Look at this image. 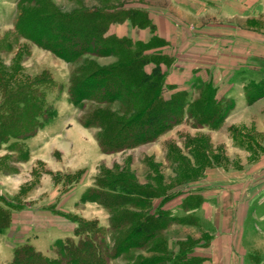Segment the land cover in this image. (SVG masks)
<instances>
[{"label":"rangeland","instance_id":"374dc122","mask_svg":"<svg viewBox=\"0 0 264 264\" xmlns=\"http://www.w3.org/2000/svg\"><path fill=\"white\" fill-rule=\"evenodd\" d=\"M51 2L64 13L95 4L94 0ZM259 5L264 34V0ZM16 17L17 0H0V71L16 80L41 79L46 84L41 87L45 105L51 107L54 116L41 120L42 127L35 135L18 140L10 137L0 145V208L10 216L8 227L0 231V264H12L14 250L25 244L46 257H54L55 242L67 238L77 241L73 234L77 221H97L99 227L108 230L111 211L94 199L93 192L101 187L108 192L105 188L115 183L121 189L132 184L138 188L134 193L141 189L150 196L139 201L146 204L142 210L128 206L126 211H165L182 218L185 223L172 225L165 232L169 252L177 253L180 243L198 244L204 237L202 215L184 211L195 205L197 195L191 192L204 189L210 174L242 170L241 158L246 155L241 149L250 154L246 165L253 164L257 150L252 142L264 140L253 130L264 112V54H254L245 66L231 69L229 84L223 86L225 93L218 95L212 87L214 103L223 107L219 115H225L218 127H197L187 115L189 105H195L206 87L194 77L182 86L188 90V107L184 106V119L179 125L152 143L106 154L97 142L100 129L80 122L97 109L96 105H74L68 90L70 79L84 60L94 59L101 66H110L116 59L87 56L67 63L18 38L14 32ZM100 108L119 112L117 104ZM244 119L251 126L238 128ZM113 186L118 192L119 188ZM198 221L201 228L187 225ZM105 238L111 248L110 235ZM152 256L146 249L132 250L111 264H134L138 258Z\"/></svg>","mask_w":264,"mask_h":264},{"label":"trees","instance_id":"16d2710c","mask_svg":"<svg viewBox=\"0 0 264 264\" xmlns=\"http://www.w3.org/2000/svg\"><path fill=\"white\" fill-rule=\"evenodd\" d=\"M126 19L138 26L146 23L144 14L99 9L64 13L51 0H17L14 32L18 38L71 64L87 56L116 59L110 66H101L94 59L84 60L70 79L68 90L74 105H96L97 109L80 122L100 129L97 142L106 154L152 143L184 119L187 93L176 92L168 100L163 96L165 74L160 64H166L165 58L145 55L147 47L141 43L106 36L112 24ZM150 63L154 67L147 73L145 66ZM43 83L41 79L16 80L0 71V145L10 137L18 140L35 135L42 127L41 120L54 116L51 107L45 105ZM213 93V88L206 85L195 105H189L187 115L195 126L221 125L225 115H219L223 107L214 103ZM115 104L118 113L100 108ZM113 185L119 188L115 183L105 188L108 192L102 187L93 192L94 199L111 211L108 230L99 227L97 221H77L73 232L77 241L67 238L55 242L54 257H46L25 244L14 250L12 264H111L129 251L144 249L153 256L138 258L134 264H203L204 259L193 255L196 243H180L175 254L167 250L165 232L172 225L185 223L182 218L165 211L130 213L126 211L128 206L142 210L146 204L139 201L150 196L141 189L134 193L138 188L132 184L118 192ZM200 202L201 198L195 197V205L184 211L196 209ZM9 219L0 208V231L8 227ZM106 234L110 235L111 248Z\"/></svg>","mask_w":264,"mask_h":264},{"label":"crops","instance_id":"0c3cea01","mask_svg":"<svg viewBox=\"0 0 264 264\" xmlns=\"http://www.w3.org/2000/svg\"><path fill=\"white\" fill-rule=\"evenodd\" d=\"M94 1L82 8L145 15V24L126 19L112 24L106 36L141 43L147 47L145 55L165 58L160 67L166 100L176 92H187L182 86L194 77L219 95L229 84L231 69L245 66L254 54H264L260 0ZM153 67L150 63L145 71L150 73ZM261 116L253 130L264 139V112ZM239 124L238 128L251 126L245 119ZM252 145L257 150L253 164L246 165L250 154L241 149L246 155L241 158L242 170L210 174L204 189L191 192L201 198L199 206L187 213H200L204 220V237L193 249L203 264H264V140ZM200 225L198 221L189 226Z\"/></svg>","mask_w":264,"mask_h":264}]
</instances>
